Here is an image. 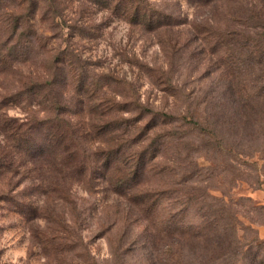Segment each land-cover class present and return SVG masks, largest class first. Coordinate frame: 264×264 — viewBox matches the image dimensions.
I'll return each instance as SVG.
<instances>
[{"label":"rangeland","instance_id":"rangeland-1","mask_svg":"<svg viewBox=\"0 0 264 264\" xmlns=\"http://www.w3.org/2000/svg\"><path fill=\"white\" fill-rule=\"evenodd\" d=\"M126 1L0 0V166L17 171L0 190L27 189L43 217L26 225L0 201V264H264V70L254 87L250 44L226 51L211 6L141 0L160 18L129 25L111 9ZM34 84L86 130L63 200L42 196L17 154L43 147L63 109ZM238 99L257 108L241 117Z\"/></svg>","mask_w":264,"mask_h":264},{"label":"trees","instance_id":"trees-1","mask_svg":"<svg viewBox=\"0 0 264 264\" xmlns=\"http://www.w3.org/2000/svg\"><path fill=\"white\" fill-rule=\"evenodd\" d=\"M252 2H255V4H250L247 8L248 10L243 11L241 8H238V6H235L239 5L236 4L237 0H189V3L197 4V6H211L213 14L209 20L212 21L217 19V23H223L224 30L221 33V37L227 38L226 51L230 54L235 47L238 46L241 47V49H245V47L250 44L249 47H251L252 50L251 52L248 51L249 57L247 61L252 72L250 82L253 83L254 87H256L262 80L261 72L263 73L264 70V0H252ZM239 6L241 7V5ZM111 9L113 13L120 11L121 15L128 21L129 25H139L140 21L146 23L153 18H155V20H159L160 18L158 13L154 12L153 7L143 3L141 0H127L122 7L114 5ZM243 12L249 14L246 18L249 22H241V20L238 19V16H244ZM253 19L257 20L258 23H252ZM234 23L240 24L246 29L249 28L251 33L254 35V38L241 37L245 41H239L236 38L239 36L237 32L229 29V27L233 26ZM202 31L206 30L204 29ZM229 61L234 66L235 63L233 59L230 58ZM253 67L256 68V71ZM226 76L228 78L227 88L231 93L240 94L239 91H242L243 94H247L243 87L239 88L240 83L236 81V75L227 72ZM31 88H34L38 94L45 88L48 92V95L45 96V98L48 96L46 99L47 102L50 101L52 104L59 106L56 107L58 110L60 107L63 109L54 114V119H47V121L44 122L45 124L43 123L44 126L48 125L46 140L43 147L32 149L27 145V149H16L17 154L24 152L27 158V163L33 166V168L29 170L37 172V177L35 179L39 183L38 190L40 189L42 196L49 199L51 194H55L57 199H62V197L58 194L63 196L66 194V191H63L62 182L68 176V173L74 172L81 175V169L84 168L83 161L77 160V149L79 148L78 140L84 138L83 132L86 133V130L81 129V127H76L71 123L70 118L64 112L62 100H55L54 97L49 96L53 92L51 84H47L45 87H43V84H34L31 85V87H27V92L31 90ZM262 89H264V87ZM262 91L263 95H260L259 99L263 98L262 100H264V90ZM87 102L99 105V103L94 101ZM257 105L258 101H248L247 99L237 100L238 113L241 117L245 116L249 110L257 108ZM89 110L92 111V108ZM49 112L55 113V108L52 107L49 109ZM53 139H55V143L51 141ZM39 159L42 160L39 161ZM9 168L10 166H0V175L10 170ZM21 168L25 170L26 175L27 172H30L27 171L26 165H21ZM9 172L11 173L17 171H15V169H11ZM26 182L27 176L20 181L18 185ZM6 186V189L0 190V201L10 205L12 211L22 217L26 225L27 221H35L43 218L40 213L35 211L33 203L27 204V189H25V192L23 191L20 193L15 191L18 186L13 187L10 183H7ZM27 210H30V212H32L35 216L27 215ZM36 235L33 238H38ZM56 238H60L58 233L55 235L52 234L51 239L54 240ZM53 250L56 251L57 249Z\"/></svg>","mask_w":264,"mask_h":264}]
</instances>
